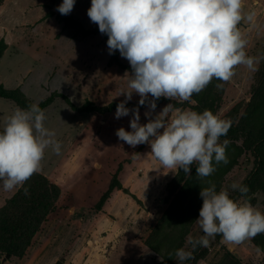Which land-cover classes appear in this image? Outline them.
Here are the masks:
<instances>
[{"label": "clouds", "instance_id": "1", "mask_svg": "<svg viewBox=\"0 0 264 264\" xmlns=\"http://www.w3.org/2000/svg\"><path fill=\"white\" fill-rule=\"evenodd\" d=\"M75 2L63 0L57 11L68 15ZM87 16L107 35L109 54L118 50L132 69L129 90L121 92L126 99L115 112L116 119L132 113L131 131L119 128L118 139L133 148L149 144L150 154L170 170L189 174L195 164L198 178L211 176L216 171L214 163H227L229 141L220 138L227 135L230 121L208 109L180 110L168 104L155 119L141 124L138 108L128 109L125 103L133 93L139 95L140 105L151 95V110L161 97L191 103L193 95L205 90L213 79L230 81L238 66L256 71L259 61L247 54L248 41L239 28L242 21L253 23L256 13H245L243 0H91ZM170 112L174 113L170 119L160 118ZM45 120L37 104L16 108L4 117L0 125L3 191L22 187L38 172L47 149L60 153L56 131L47 128ZM231 188L241 193V199L231 198L226 189L217 191L211 181L201 188L203 203L196 223L203 234L187 238L191 251L176 250L179 261L194 259L197 247H208L217 235L232 245L264 234V213L246 198L248 187L233 183ZM159 259L163 264L164 258Z\"/></svg>", "mask_w": 264, "mask_h": 264}, {"label": "rangeland", "instance_id": "2", "mask_svg": "<svg viewBox=\"0 0 264 264\" xmlns=\"http://www.w3.org/2000/svg\"><path fill=\"white\" fill-rule=\"evenodd\" d=\"M61 3L59 1L57 4L54 0L31 1L30 9L26 13V33H16L19 40L11 46L3 41L5 44L3 64L12 63L11 58L17 56L14 67L18 68L22 78L24 76L20 84H26L27 101L31 104H38L52 94L66 97L75 106L82 105L86 100L99 107H107L110 104L118 105L125 101L126 97L121 92L129 90L128 81L132 73L131 66L125 58L121 57L118 50L114 54H109L107 35L101 34L98 25L92 23L87 16L91 0L87 2L89 5L87 9L77 8L78 3L75 2L72 10L75 14L71 16H62L57 11V7ZM243 7L245 13L249 11L256 13L253 23L242 21L239 25L248 41L247 54L256 57L259 61L256 71H250L243 65L238 66L230 81L222 83L213 79L205 90L193 95L191 103L166 98L169 102L151 110L149 108L151 95L144 105H140V97L136 93H133L131 100L125 103V107L128 106V109L138 108L141 124L155 119L172 101L180 106L176 109H197L198 112L208 109L220 118L231 122L228 131L229 138H220L221 142L229 141L226 149L227 163H214L216 171L206 178H198L195 170L188 183L193 189L188 195L191 199L190 205L182 211L184 215L191 214V211H197V206L200 203L198 200H201V188L208 187L209 181L216 185L217 191L222 188L226 189L230 197L236 200L241 199V193L238 190H233L231 185L233 183L246 185L249 189L246 198L254 207L264 213V144L259 149L257 157L252 153L254 137L264 132V0H243ZM6 52L9 54L7 57ZM1 68L2 65L0 72ZM218 84H222V87H217ZM0 104L11 105L2 99H0ZM65 108L70 110L63 98L55 97L51 109L48 112L45 110L44 113L53 116L55 111L65 110ZM115 112L116 109L110 113L100 111L90 114L85 120H89L91 126L88 128L83 125L79 139L87 138L89 141L90 138V147H97L98 143L100 144V137H103L106 144H109V154L113 164L120 162L126 155V159L120 163L121 168L125 162L127 166L130 165V162H133L136 156L141 153L143 163H135L131 168H137V172L143 177L134 180L140 183L134 189H138L140 195L145 197L144 190L147 185H144V182L149 177H152V180L156 178L155 182L158 183L159 176L163 171L171 172L173 170L169 171L160 163L158 165L156 162L151 164L152 157H147L151 151L149 144H140L133 148L119 140L115 134L119 128L123 127L126 131H131L132 113L116 119ZM146 113H148L147 116ZM173 115V112L168 113L167 117L161 114L160 118L170 119ZM86 116L85 114L83 118ZM84 127L86 128L84 129ZM71 133L75 134L74 130ZM49 151H52L51 148L46 150L47 156H49ZM75 152L74 147L69 151L70 156ZM146 157L148 159L144 160ZM158 166L160 168L156 170ZM63 167L65 166H62L61 169ZM65 169L68 170V168ZM161 184L162 181L159 185ZM164 199L158 205L162 213L170 208L171 202L170 200L165 202ZM186 202L188 201L184 203ZM58 209L56 207L55 212ZM40 212L38 211L37 214ZM125 213L126 211H123L119 206L112 211V216L117 215L116 217L119 218L115 227L124 224ZM198 216L199 211L196 215L191 214V224L181 247L186 251H191V246L186 244L187 238L189 236L198 238L203 234L196 223ZM145 217L149 216L146 214ZM43 224L41 223L39 226V223L32 222L31 228H37L39 231ZM172 227L173 224H166L165 231H161L160 236H166L169 240L175 232ZM93 239L95 242L97 241L95 238ZM174 239H178L176 235ZM95 242L92 244L97 246L98 243ZM73 245L66 240L60 252V260L54 261L53 258H50V261L47 259L46 264H55L61 259L69 261V249ZM118 246L119 248L112 250L114 253L111 256L102 257L107 259V264H161L159 257L162 255L149 248L144 251L141 257H126L121 255L123 253L122 245ZM162 250L163 253H168L167 249L163 248ZM166 255H170L171 258L170 261L164 259L163 264H185L187 261H179L172 252ZM193 255L198 257L196 264H264V234L232 245L225 244L222 237L217 235L214 239H210L208 247H197ZM3 257L4 253L0 251V264L6 262H2ZM89 259L91 264H97V259L95 260L93 256L90 258L89 256L78 257V261H71V264H86V262L90 264ZM37 261L36 257L31 256L26 260V264H38ZM40 264H45V262Z\"/></svg>", "mask_w": 264, "mask_h": 264}, {"label": "crops", "instance_id": "3", "mask_svg": "<svg viewBox=\"0 0 264 264\" xmlns=\"http://www.w3.org/2000/svg\"><path fill=\"white\" fill-rule=\"evenodd\" d=\"M31 1L37 0H5L0 4V40L8 46L19 40L16 33H26V13L30 9ZM54 1L57 4L59 1L63 2V0ZM76 2L79 9H87L89 6L88 0H76ZM74 14L71 11L68 15ZM8 52L6 57L9 56ZM4 58L5 55L0 60V66L2 65L0 84L8 90L20 89L26 96V84H20L24 76L22 78L18 68L14 67L17 56H13L12 63L9 64H3ZM5 101L11 105L0 104V125L4 117L11 115L16 108H19L13 102ZM51 107L52 105L45 109L46 112ZM70 110L69 108L57 110L53 116L45 113V126L56 131L55 138L60 142L61 150L59 154L49 151V156L45 152L38 171L58 187L59 200L63 206L44 222L22 258H12L4 264H26V260L31 256L37 258L38 264L42 262L46 264L47 259L50 261V258L55 261L59 259L66 240L74 245L69 249V261L61 259L62 264H71L75 258H77L75 261H78V257L86 258L87 256L95 257L97 264H107V259L102 257L111 256L114 253L112 250L119 248L118 245H122L121 255L126 257H141L144 251L148 250L145 240L162 215L158 205L166 195L167 183L174 177L177 170L163 171L158 183L155 182L156 178L152 180V177H149L148 182H144L147 186L144 190L145 197H143L138 189H134L140 185L139 181L134 180L143 177L137 172V168H131L135 163H143L140 153L134 161L132 160L133 162H130V165L127 166L125 162L119 170L118 175L123 189L112 193L101 212H93L92 209L99 197L107 189L110 177L126 159V155L120 162L113 164L109 154V144H106L103 137H100V144L98 143L97 147H90V138L89 141L87 138L80 140V130L83 129V125L88 128L91 126L90 121L85 119L92 113H85L87 116L83 118L85 114H77ZM73 130L75 134L71 133ZM74 147L76 152L70 156L69 151ZM147 157H152L151 164L155 162L159 164V161L155 160L151 154ZM147 157L144 160H147ZM62 166L65 167L61 169ZM159 168L160 166L156 170ZM160 181H162L161 185H159ZM16 191L17 189L11 192L0 189V208ZM117 206L126 211L124 224L119 227H115L119 218L116 217L117 215L112 216V211ZM146 214L148 218L145 217ZM93 238L97 241L95 242ZM88 261L92 263L90 259Z\"/></svg>", "mask_w": 264, "mask_h": 264}, {"label": "trees", "instance_id": "4", "mask_svg": "<svg viewBox=\"0 0 264 264\" xmlns=\"http://www.w3.org/2000/svg\"><path fill=\"white\" fill-rule=\"evenodd\" d=\"M4 1L5 0H0V4ZM4 45L3 40H0V59L3 56ZM55 97L63 98L70 109L77 114L100 111L110 113L117 108V105L115 104H110L107 107H99L89 100H86L80 106H75L66 97L53 94L37 105L44 111L52 105ZM0 98L13 102L21 109H27L32 105L27 101L26 96L19 89L8 90L2 84H0ZM152 99L153 98L151 97V100ZM166 102H169V100L161 97L159 100H156V107H159ZM171 104L174 108L180 107L174 101H172ZM193 110L198 112L197 109ZM221 138H229L228 133ZM253 141L254 145L252 153L257 157L259 149L264 144V132L255 136ZM120 169L121 166H119L117 171L110 177L107 189L99 197L92 209L93 212H101L112 193L116 190L123 189L118 175ZM195 170V164L191 166L189 174H185L182 169L177 170L171 181L167 183L164 200L165 202L169 200L171 201L169 205L170 208L162 213L158 222L145 240L146 247L155 251L157 254H161L166 261H170L171 258L170 255L166 254H169L170 252L175 254L176 250L182 247L183 239L185 235H187V230L191 224V214L196 215L203 203L201 198V200H198L200 203L197 206L196 212L191 211V214H182V211L190 205L191 199L188 195L191 193L193 187L188 183ZM25 189H27V194L25 193ZM59 197L60 191L58 187L48 178L36 172L22 187H19L13 196L0 208V251L4 253V257L9 255V258L6 261L12 258L20 259L24 256L26 250L31 245L34 235L38 231L37 228H31V223L36 222L39 223L40 226L41 223H44L52 214H54L55 208L60 201ZM185 201L188 202L184 203ZM38 211L41 212L37 214ZM168 223L173 224L172 228L175 229V232L169 240H167L166 236H160V232L165 231L166 224ZM175 235L178 238L177 240L174 239ZM163 248L167 249L168 253H163ZM193 256L194 259L187 260L185 264H196L198 257H195V255Z\"/></svg>", "mask_w": 264, "mask_h": 264}, {"label": "water", "instance_id": "5", "mask_svg": "<svg viewBox=\"0 0 264 264\" xmlns=\"http://www.w3.org/2000/svg\"><path fill=\"white\" fill-rule=\"evenodd\" d=\"M62 206H63V205H62L61 202H59V203L57 204V208H61ZM8 258H9V255H6V256L2 259V262H5ZM55 264H62V262H61V261H57Z\"/></svg>", "mask_w": 264, "mask_h": 264}]
</instances>
